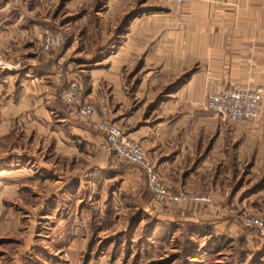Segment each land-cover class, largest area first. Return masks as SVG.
<instances>
[{"label": "rangeland", "instance_id": "1", "mask_svg": "<svg viewBox=\"0 0 264 264\" xmlns=\"http://www.w3.org/2000/svg\"><path fill=\"white\" fill-rule=\"evenodd\" d=\"M170 6L177 5L0 0V61L7 65L0 67V264H85L124 247L140 264H264V190L254 194L264 185V162L250 173V159L231 157L224 168L231 170V195L218 196L207 185L178 192L132 134L139 122L152 125L165 115L161 111L174 108L177 91L198 69L142 84V76L133 77L147 54L153 73L174 62L165 46L173 40L160 30L176 27L163 16ZM73 82L80 100L69 102L63 92ZM119 101L121 116L131 107L138 112L115 120L111 109L119 114ZM83 105L93 112L83 114ZM102 122L116 123L141 145L167 188L185 197L158 200L146 170L110 147ZM217 166L207 173L224 170ZM202 219L205 228H199ZM204 234L231 236L223 250L231 254H217L213 242L202 244Z\"/></svg>", "mask_w": 264, "mask_h": 264}, {"label": "crops", "instance_id": "2", "mask_svg": "<svg viewBox=\"0 0 264 264\" xmlns=\"http://www.w3.org/2000/svg\"><path fill=\"white\" fill-rule=\"evenodd\" d=\"M163 11L166 20L169 16L176 23L175 29L164 25L160 28L166 39L173 40L171 43L167 41L165 46L169 50L168 55L175 60L173 63L161 64L160 70L153 73L148 66L151 54H147L142 61L143 66L133 75L134 79L142 76L139 78L142 84L157 76H160L158 79L165 77L169 72L178 73L194 66L198 69L177 91L174 98L180 99L175 102L177 105L173 110L161 111L165 115H161V119L152 125L147 121L139 122L133 126L132 134L142 140L148 155L159 162L165 183L176 191H193L207 185L218 196L231 195V170L230 173L224 172L226 162H231V157L238 161L250 159V173L259 169L264 162V93L259 110L260 119L236 122L234 126L220 121L218 118L221 116L208 109L207 101L211 93L231 83L260 85L264 89V0H185L183 5L170 6L169 10ZM137 17L128 25V34L133 30L131 25ZM170 50H174V53ZM143 71L146 73L141 75ZM163 103L166 104V101ZM118 105L119 114L111 109L115 120L130 119L138 112L131 107L127 116H121L122 103L119 101ZM215 164L218 168L221 165L224 170L217 175H210L207 170ZM243 185L250 188L255 186ZM116 188L121 195L119 185ZM262 190L264 185L257 187L254 194ZM117 194L114 192V195ZM206 223L200 220L199 228H205ZM179 224L176 223L177 229H180ZM165 225V228H169L171 224L166 222ZM203 238L202 244L214 243L213 246L218 250L216 252H219L217 254H231L223 251L225 244L231 242V236L204 234ZM194 257L198 258L199 254L190 258ZM85 262L140 264L135 253H130L125 247L108 259L98 255L89 257Z\"/></svg>", "mask_w": 264, "mask_h": 264}, {"label": "built area", "instance_id": "3", "mask_svg": "<svg viewBox=\"0 0 264 264\" xmlns=\"http://www.w3.org/2000/svg\"><path fill=\"white\" fill-rule=\"evenodd\" d=\"M181 6L185 0H157ZM48 37H53V33H49ZM60 42V36L55 35ZM2 69L7 65L0 61ZM79 89L75 82L71 83L63 92V97L69 102L76 98L80 100L77 94ZM264 89L262 86H248L241 83H231L220 91L211 93L208 97L207 107L209 110L217 113L223 119L232 122L254 121L259 117V110L263 98ZM82 113L90 115L93 108L89 105H83ZM99 128L107 134L108 144L116 152L119 158L131 160L142 166L146 170L149 179V185L152 192L160 201H179L183 199L182 194L171 192L162 181L156 164L149 161L138 143L130 140L116 123L102 122Z\"/></svg>", "mask_w": 264, "mask_h": 264}]
</instances>
